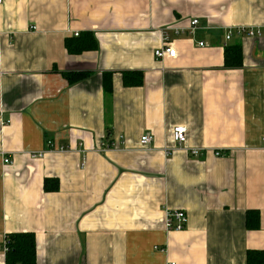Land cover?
<instances>
[{
    "label": "crops",
    "instance_id": "obj_1",
    "mask_svg": "<svg viewBox=\"0 0 264 264\" xmlns=\"http://www.w3.org/2000/svg\"><path fill=\"white\" fill-rule=\"evenodd\" d=\"M243 27L264 32V0H3L0 243L34 234L37 264H246L264 252V36L225 42ZM167 28L176 57L157 60ZM234 44L243 67L227 69ZM69 72L86 76L70 84ZM131 73L141 86H125ZM168 211L187 228L168 233Z\"/></svg>",
    "mask_w": 264,
    "mask_h": 264
},
{
    "label": "trees",
    "instance_id": "obj_2",
    "mask_svg": "<svg viewBox=\"0 0 264 264\" xmlns=\"http://www.w3.org/2000/svg\"><path fill=\"white\" fill-rule=\"evenodd\" d=\"M88 47H90L88 45ZM69 50L71 48L69 46ZM225 67L227 69H240L243 67L242 47L238 44L225 47ZM86 76L84 73L69 72L64 75L70 83H76ZM142 73H131L124 75V84L127 87L141 86L143 84ZM105 93L111 95L112 86L110 79L104 81ZM47 182V181H46ZM45 190L48 186L45 185ZM246 228L249 231H256L260 228V213L257 210H250L246 213ZM9 251L5 256V264H37V243L32 233H20L7 235ZM246 264H264V252L247 251Z\"/></svg>",
    "mask_w": 264,
    "mask_h": 264
},
{
    "label": "built area",
    "instance_id": "obj_3",
    "mask_svg": "<svg viewBox=\"0 0 264 264\" xmlns=\"http://www.w3.org/2000/svg\"><path fill=\"white\" fill-rule=\"evenodd\" d=\"M3 2V0H0V4ZM200 29V21L199 19H194L193 21L190 22V27L187 30V34L188 36H195L196 32ZM170 30V28H167L164 30L163 32V42H164V46L157 50L155 52V58L157 60H161L164 58H174L176 57V51L171 47V44L169 43V36H168V32ZM174 32L177 35L180 34H185V31H179L177 29H174ZM77 37L79 35H76ZM248 37V38H261L264 36V32H260L251 28H238L236 29V31H234L233 29L228 30L225 33V42L228 44L234 37ZM198 47L200 48H206L208 47V44L205 42H199L198 43ZM172 136H173V141L178 144L180 147L181 146H186L187 145V129L185 127H175L172 131ZM153 142V136L150 134H145L140 141V145L142 147H148L151 143ZM51 144V143H49ZM50 148H52V145H50ZM115 145L114 144H105L103 146V148L101 149V153L107 152L108 150L114 149ZM54 150L55 147H53ZM202 153H204L201 150L198 149H193L192 151H190V155L193 158H199L200 156H202ZM225 154L221 153V152H216L215 156L217 157H223ZM42 154L37 155V157H42ZM4 163L6 165H12L13 162L11 161V159H9V157H6L4 159ZM86 166V162L84 161V163L81 165L82 168H84ZM188 225V217L186 215L185 212L183 211H168L166 212V216H165V230L170 233L172 231H183L187 228ZM9 242L7 241V238L5 237V239L3 240L2 243H0V253H2L4 256H6V254L9 251V247H8ZM156 250H160L163 251V249H159V248H155ZM165 251V250H164ZM163 251V252H164Z\"/></svg>",
    "mask_w": 264,
    "mask_h": 264
}]
</instances>
